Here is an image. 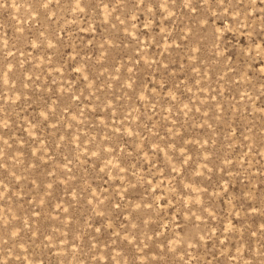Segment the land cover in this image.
<instances>
[{"label":"rangeland","instance_id":"rangeland-1","mask_svg":"<svg viewBox=\"0 0 264 264\" xmlns=\"http://www.w3.org/2000/svg\"><path fill=\"white\" fill-rule=\"evenodd\" d=\"M0 264H264V0H0Z\"/></svg>","mask_w":264,"mask_h":264}]
</instances>
